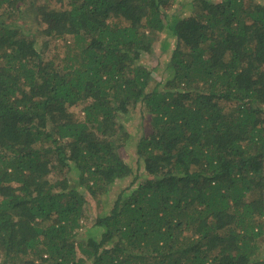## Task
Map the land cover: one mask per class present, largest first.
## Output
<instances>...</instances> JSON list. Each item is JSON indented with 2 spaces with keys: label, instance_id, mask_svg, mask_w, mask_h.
Segmentation results:
<instances>
[{
  "label": "trees",
  "instance_id": "trees-1",
  "mask_svg": "<svg viewBox=\"0 0 264 264\" xmlns=\"http://www.w3.org/2000/svg\"><path fill=\"white\" fill-rule=\"evenodd\" d=\"M0 264H264V0H0Z\"/></svg>",
  "mask_w": 264,
  "mask_h": 264
},
{
  "label": "rangeland",
  "instance_id": "rangeland-1",
  "mask_svg": "<svg viewBox=\"0 0 264 264\" xmlns=\"http://www.w3.org/2000/svg\"><path fill=\"white\" fill-rule=\"evenodd\" d=\"M44 1L47 0H40V2ZM180 8L181 5H176L170 8L168 12L171 14L172 12ZM173 42V40H170L171 48H173ZM167 55L168 52L160 53V51L156 49L153 53L143 56V58L141 59V63L155 71V77L157 80H162V76L165 77V74L159 67L163 65V62L166 60ZM71 112H73L79 118L84 117L82 107H73L71 109ZM144 115L146 116L145 119H143L142 114H139L137 112H135L132 117H128V120L126 122V129L129 132L130 138L125 147L122 148V155L131 165L133 171L135 172V175H137L138 173H143V168L138 165L137 144L144 135L149 134L150 132L148 122L149 116L147 113H144ZM131 182V180H124L114 186L112 192L108 196V201L106 200V196L103 197V203L105 204L106 211L110 209L112 203L114 202V199L117 197L116 194L119 189L128 187ZM87 209L89 214L91 215L89 217L90 220L96 217V214L99 212L97 203L91 198H89V205L87 206Z\"/></svg>",
  "mask_w": 264,
  "mask_h": 264
}]
</instances>
